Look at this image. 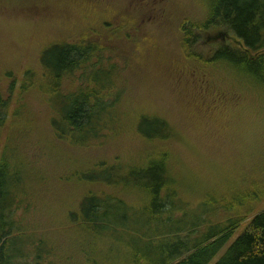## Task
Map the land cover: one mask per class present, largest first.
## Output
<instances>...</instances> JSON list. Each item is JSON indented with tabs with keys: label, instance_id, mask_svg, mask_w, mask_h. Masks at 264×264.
Here are the masks:
<instances>
[{
	"label": "trees",
	"instance_id": "1",
	"mask_svg": "<svg viewBox=\"0 0 264 264\" xmlns=\"http://www.w3.org/2000/svg\"><path fill=\"white\" fill-rule=\"evenodd\" d=\"M83 1L84 18L101 12L94 24L73 26L69 42L45 44L38 58L44 72L27 71L17 89L12 83L7 94L0 90V264H210L248 220L216 264H264L263 153L254 172L240 170L234 182L231 169L211 161L190 175L183 155L193 142L185 125L145 101L142 88L143 107L126 103L120 90L112 93L129 81L134 92L136 77L153 84L146 67L155 72L157 61L107 43L108 20L125 7L115 12L110 0ZM177 24L176 44L184 61L197 65L195 79L205 76L206 85L205 69H219L255 96L248 112L242 91L189 94L200 115L189 125H212L221 133L217 145H234L239 125L228 128L234 110L264 119V0H216L200 18L180 16ZM213 30L243 48L213 46L203 61L205 49H198ZM189 69L179 61L164 73ZM209 93L219 96L211 100Z\"/></svg>",
	"mask_w": 264,
	"mask_h": 264
},
{
	"label": "rangeland",
	"instance_id": "2",
	"mask_svg": "<svg viewBox=\"0 0 264 264\" xmlns=\"http://www.w3.org/2000/svg\"><path fill=\"white\" fill-rule=\"evenodd\" d=\"M110 1L112 5L110 7L115 9V12L125 7L120 10L119 14H114L115 16L113 15L114 17L112 16V19L108 20L109 23H112L111 29L113 28L111 41H107L111 49L120 48L128 53L137 55L147 54V56L152 57V60H157L156 64H154L155 72L149 71L152 70L151 67H146L147 75H151L150 78L147 77V81H153V84L146 82V85H140L137 82L140 77H136L139 80H134L136 85L134 92L133 89L128 91L129 86L132 84L129 81L118 89L111 87L112 93L118 95L120 90L126 103L132 106H141L143 104V107L146 103H143L144 99L142 100L141 98L142 88L146 93L147 99L145 101H149L152 106L163 108L165 113L168 112L171 116L168 118L172 123L185 125V131L189 134L188 138L193 142L192 147L186 148L183 155V165L187 168L190 175H193L197 168H201L203 171L208 169L205 165L206 161L219 165L222 171L231 169L232 174L228 179L230 182H234L237 179V173L240 170L249 173L254 172L256 166L262 161V153L264 159V119L260 117V114H258V118L244 116L245 109L248 112L252 110V105L248 102L252 101L253 103L255 96L247 94L245 88L242 87L241 81L240 84L229 81L219 69L216 73L211 71L216 69H205L207 72L206 81L210 83L208 85L209 92L215 89L220 91L218 92L219 94L226 93L228 90H236L239 95H241L240 91L244 92L242 95L247 101L244 103L245 109L241 111L234 110L228 126L229 130H233L236 122L239 125L237 129H234L236 134L233 141L234 145L227 144L220 147L218 139L217 145L216 138H219L221 133L215 131V127L212 125L207 128H204L203 125H199L197 128L189 125V122H194L197 118H200L198 110L195 109V103L192 102L194 99H191L189 94L195 92L196 88L205 91L206 85H204V88L202 86L199 87L202 84L203 75H198L195 79L192 72L197 65L189 60L184 61L186 60L184 59L185 56L178 50L177 37L175 35L176 25L178 26L177 22L180 16L200 18L206 5H211L216 0H166L161 6L151 9L146 18L142 17L141 11L134 12L130 10L128 13V0L125 2L121 0V5L116 6L113 5L118 3L117 0ZM90 4L95 5L93 2H90ZM87 7L83 0H0V90L7 94L12 83L16 89L18 88L19 79L27 71L31 72L35 69L36 71L39 69L41 72L43 71L38 58L45 44L56 42L57 40L62 43L69 42L71 41V34L72 37L76 36L77 30L73 26L89 22L94 24L97 14L101 12L97 11L96 15L91 13L88 18H84ZM103 20L106 21L105 16ZM98 22L100 21L97 20ZM135 24L137 25L134 27L133 25ZM190 24L195 25L193 22H190ZM215 34H218L215 39L226 40V44L230 43V47L237 50L233 43L237 38H233L231 35L228 36L223 30L209 32L206 39ZM143 36L145 39H143ZM212 49V46L206 48V46L201 45L198 50H204L205 52L202 55L203 61H207ZM179 61L187 64L190 68L189 72L188 70H180L172 76H167L164 70H173L175 64L179 63ZM234 63L238 65V61L235 60ZM209 80H214L216 84L213 85L214 82ZM224 81L228 82L229 85H225ZM72 83L64 87L67 92L74 91L73 86L75 85L74 82ZM176 89L180 90L179 96L173 93ZM209 94L211 100L219 96L217 93ZM238 94L231 95L230 100L234 101ZM31 97L34 96H28L25 100L31 106H34L36 104L35 98ZM184 98H190L187 101V105L181 104L179 101ZM226 106H231V104ZM210 116L212 115L210 114ZM44 117V113H41L37 118L38 123ZM197 138L202 139L203 143ZM225 191L227 193L232 192L231 189H226ZM249 223L250 220L240 226L239 230L235 232L230 241L210 264H216Z\"/></svg>",
	"mask_w": 264,
	"mask_h": 264
},
{
	"label": "flooded vegetation",
	"instance_id": "3",
	"mask_svg": "<svg viewBox=\"0 0 264 264\" xmlns=\"http://www.w3.org/2000/svg\"><path fill=\"white\" fill-rule=\"evenodd\" d=\"M127 1V0H126ZM164 1L166 0H128L129 5L127 7V12L129 13L130 10H133L134 12H144V13H149L151 9L157 8L158 6H161ZM139 27V25H138ZM218 34H215L212 37H209L208 39H206V42H203L201 45L206 46V48L209 47H213V46H219V47H225L226 45V40H217L215 39L217 37ZM223 37V36H221ZM226 38V36H225ZM233 42V41H232ZM234 43V42H233ZM206 68V67H205ZM205 76H203V81L202 83H204V78ZM205 84H202V88H204ZM205 92H209V88H208V82L206 81V90Z\"/></svg>",
	"mask_w": 264,
	"mask_h": 264
},
{
	"label": "water",
	"instance_id": "4",
	"mask_svg": "<svg viewBox=\"0 0 264 264\" xmlns=\"http://www.w3.org/2000/svg\"><path fill=\"white\" fill-rule=\"evenodd\" d=\"M223 36L225 37V35H223ZM236 42H237V41H234V44H236ZM237 45H238L239 48H241V49L243 48V46H242L239 42H237ZM245 52H246V51H245ZM253 58H254V57H253Z\"/></svg>",
	"mask_w": 264,
	"mask_h": 264
}]
</instances>
